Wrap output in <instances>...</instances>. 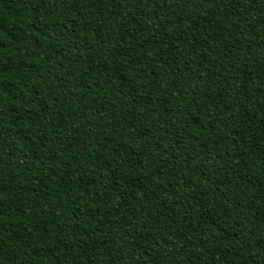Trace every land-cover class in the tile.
<instances>
[{
    "label": "trees",
    "instance_id": "trees-1",
    "mask_svg": "<svg viewBox=\"0 0 264 264\" xmlns=\"http://www.w3.org/2000/svg\"><path fill=\"white\" fill-rule=\"evenodd\" d=\"M0 264H264V0H0Z\"/></svg>",
    "mask_w": 264,
    "mask_h": 264
}]
</instances>
